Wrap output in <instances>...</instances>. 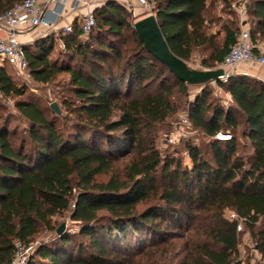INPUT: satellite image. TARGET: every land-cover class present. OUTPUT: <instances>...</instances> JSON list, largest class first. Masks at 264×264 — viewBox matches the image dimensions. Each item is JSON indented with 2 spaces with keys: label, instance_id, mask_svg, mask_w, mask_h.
<instances>
[{
  "label": "trees",
  "instance_id": "16d2710c",
  "mask_svg": "<svg viewBox=\"0 0 264 264\" xmlns=\"http://www.w3.org/2000/svg\"><path fill=\"white\" fill-rule=\"evenodd\" d=\"M23 1L0 0V14ZM154 6L169 48L187 64L201 51L209 53L202 66L215 70L237 42L233 23L220 28L222 40L212 32L220 20L208 18L209 0H154ZM125 9L112 1L96 8L87 41L76 24L71 34L26 48L34 82L69 76L74 100L62 104L74 117L70 126L26 99L25 81L0 67V94L27 124L18 140L0 114V264H10L16 242L30 245L42 229L52 237L28 264H233L241 234L228 211L246 220L244 233L264 259V82L232 75L215 83L231 97L227 108L212 100L210 84L202 86L189 107L193 130L206 144L184 141L186 165L164 157L158 134L170 127L189 85L148 53ZM248 14L252 41L264 42V0ZM124 34L134 49L108 38ZM54 50L69 62L52 59ZM219 133L232 140L216 141ZM66 213L78 231L58 236L53 219Z\"/></svg>",
  "mask_w": 264,
  "mask_h": 264
},
{
  "label": "rangeland",
  "instance_id": "374dc122",
  "mask_svg": "<svg viewBox=\"0 0 264 264\" xmlns=\"http://www.w3.org/2000/svg\"><path fill=\"white\" fill-rule=\"evenodd\" d=\"M256 0H209V8H208V18L210 16L213 17L215 20H220L218 26L212 27V32H220V28L223 25L228 23H233L235 28H239V30L247 29L249 30L250 34L254 31V23L251 16L248 14V8L252 6V4ZM128 2L133 6L136 7L134 0H128ZM118 3V2H117ZM124 3V2H123ZM122 3V4H123ZM120 4V3H119ZM135 5V6H134ZM135 11H134V10ZM133 9H125L129 16L127 17L130 23L138 22L139 20L144 19L145 17L149 16V14H144L142 10ZM219 30V31H218ZM129 34H124L120 39H116L115 37L108 35V38L114 41L118 46H120L123 50L126 48L128 50L134 49L135 43L132 42L130 39ZM224 37V33L220 32V40ZM88 38H83L82 41H87ZM126 41L125 44L123 42ZM254 44H259L264 47V42L259 40L254 42ZM209 53H204L201 51H196L193 55V58L188 62V65L196 70L206 71L207 69L204 68L201 64L203 58H206ZM52 59H56L58 62H69L68 60L64 59L63 55L58 50H54ZM66 60V61H65ZM248 76L253 78H260L264 76V67L260 66H248V70L246 71ZM253 75V76H252ZM69 76L68 75H61L58 76L52 83L48 85H41L32 80L30 78L28 82H25L27 86L28 98L26 99L31 100L33 102H37L44 107L52 108V104H56L61 112L59 119L65 126H70L73 122V115H70L67 111V108L63 107V100H74L73 95L70 92V85H69ZM260 80V79H258ZM22 84L21 82H19ZM212 88V100H215L220 105L224 107H228L229 100L228 94L225 93L223 89H219L216 85H213ZM203 91L202 86H189L187 88V95H183L181 97L182 106L176 116L171 119V125L167 129L166 132H160L158 134V138L156 141V146L159 149L161 155L164 157L167 155L178 156L182 160V162L186 165L190 163L189 159L186 156V150L184 148V141L179 139V137L175 134V127L174 124L178 119V115L184 113L190 109L189 105L190 102H194L196 97L201 94ZM177 102V100H176ZM179 102V101H178ZM0 104H2L4 110L0 111V114L3 118H8V126L10 130H15L18 132V140L19 137L25 135V131L27 130V124L20 117L18 114L12 100L2 98L0 94ZM188 132V131H186ZM175 136H172L174 135ZM229 135L230 133H225ZM170 137H173L177 143L171 144L169 142ZM193 140L198 144H206V141L202 139L201 134H198L196 131L194 134L188 139ZM186 140V141H188ZM178 153H177V152ZM245 152V151H244ZM246 154V153H244ZM125 163V161H124ZM124 164L120 163L117 165L116 172L120 173L122 171ZM109 177H99L98 181L104 182L107 181ZM145 205H141L139 210H143ZM53 222L57 224V226H61L63 223L67 225V230L71 232L78 231V225L72 223L69 219V214L66 213L63 216H58L53 219ZM52 232L46 231L42 229L38 236L34 239V244L37 246L43 244L44 242L48 241L52 237ZM238 257L236 258V262L243 261L245 264H264V259L256 251L255 240L253 239L251 233L246 231L240 235L239 239V246H238Z\"/></svg>",
  "mask_w": 264,
  "mask_h": 264
},
{
  "label": "built area",
  "instance_id": "2783aa9c",
  "mask_svg": "<svg viewBox=\"0 0 264 264\" xmlns=\"http://www.w3.org/2000/svg\"><path fill=\"white\" fill-rule=\"evenodd\" d=\"M95 2V0H25L1 13L0 64L12 66L16 75L28 82L30 76L26 48L30 45L28 46L23 38L39 28H44L48 32H57L56 34H59V32L71 34L74 31V26L67 25L60 29H58V26L68 14L80 11H85V13H82L81 20L77 25L80 27L81 38H88L97 26L94 10L91 8L96 4ZM134 3L136 7H133L128 0H124L123 5L127 10L136 8V10H142L144 14H149V16L155 15L154 0H134ZM256 50L258 51L257 54L255 53ZM242 65L264 67V47L254 44L247 29L240 31L237 42L224 61L216 68L223 69L226 73V77L222 78L221 82L226 83L229 77L234 75L238 67ZM174 127L175 134L181 140H188L194 134L195 131L190 120V109L178 115ZM175 134L172 136H175ZM215 140L228 142L232 140V136L219 133L215 136ZM176 141L173 137H170L169 142L171 144L177 143ZM226 218L230 222L237 223L238 234L245 232V219L240 218L231 211L227 212ZM36 247L37 245L34 243L25 245L22 242H16L15 255L10 264H28V260ZM238 262L233 264H245L243 261Z\"/></svg>",
  "mask_w": 264,
  "mask_h": 264
},
{
  "label": "water",
  "instance_id": "95a60500",
  "mask_svg": "<svg viewBox=\"0 0 264 264\" xmlns=\"http://www.w3.org/2000/svg\"><path fill=\"white\" fill-rule=\"evenodd\" d=\"M133 27L148 53L165 65L171 74L187 85L206 86L221 82L222 78L226 77L223 69L196 70L177 57L169 48L155 15L147 16L135 22ZM52 109L57 114H61L56 104H52ZM66 230L67 225L63 223L56 233L61 236Z\"/></svg>",
  "mask_w": 264,
  "mask_h": 264
},
{
  "label": "crops",
  "instance_id": "0c3cea01",
  "mask_svg": "<svg viewBox=\"0 0 264 264\" xmlns=\"http://www.w3.org/2000/svg\"><path fill=\"white\" fill-rule=\"evenodd\" d=\"M95 1H96L95 2L96 4L91 7L92 10H95L96 8L101 7L102 5H104L107 2H111L112 1V2H118L120 4H122L124 2V0H95ZM82 13H85V11H80L78 13H73V14H68L67 17H65L62 20V22L58 26V29H60V28H62L64 26H67V25H72V26L76 25L81 20ZM56 33L57 32H53V31L48 32L44 28H39V29H36L33 32H31V34L29 36L24 37L23 41L28 46L29 45L31 46L37 40H39V39H41L43 37L50 36V35H56L57 36L58 34H56ZM0 36H2V34ZM256 45L257 46H261L259 44H256ZM5 65H8V64H0V67H4ZM8 68L11 69L14 72L12 66L8 65ZM247 70H248V65H242V66L238 67V69H237L236 73H234V75H246V76H248V74L246 72ZM257 79H260V81L264 82V76H262L260 78L257 77ZM210 85H211V87H213V85H215V84H210ZM228 100L229 101L231 100V97L229 95H228Z\"/></svg>",
  "mask_w": 264,
  "mask_h": 264
}]
</instances>
